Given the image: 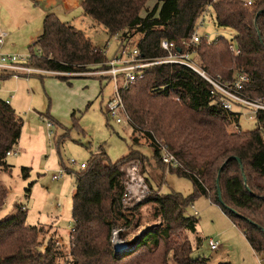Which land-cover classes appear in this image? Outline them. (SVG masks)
Here are the masks:
<instances>
[{
    "label": "trees",
    "instance_id": "obj_1",
    "mask_svg": "<svg viewBox=\"0 0 264 264\" xmlns=\"http://www.w3.org/2000/svg\"><path fill=\"white\" fill-rule=\"evenodd\" d=\"M149 1L79 0V8L110 37L118 36V49L138 36L131 47L137 48L141 58L152 60L166 55L161 41L180 47L189 40L202 13L212 7L216 25L234 31V43L220 37L204 51L202 40L192 62L213 80L234 81L238 74H246L248 82L241 92L250 100L264 101V0H252L249 7L240 0H157L141 17ZM230 46L239 53L230 51ZM28 52L29 67L55 74L61 82L69 84L71 79L84 77L108 82L106 76L99 80L88 75L107 70L105 52L52 12L45 14L42 32ZM10 77L12 74L0 71V81ZM211 91L212 86L188 67H148L142 79L122 92V99L131 141L147 143L150 156L132 146L115 162L102 146L90 152L84 168L73 173L68 255L63 258L62 246L52 239L42 248L38 236L43 227L27 225L26 211L15 206L13 214L0 221V264H60L61 258V264H209L190 256L189 234L195 232L198 220L193 214L188 216L186 209L199 196L221 209L255 253H264V145L258 130L239 129V114L224 110L222 96ZM102 111L108 116L106 107ZM256 120L259 128L264 126V112H259ZM235 124L238 131L229 132L227 127ZM22 126V118L8 102L0 100V170L11 167L6 158L14 153ZM160 143L177 159L178 166L162 163ZM136 160L142 164L149 194L128 209L122 204L126 195L122 167ZM28 172L29 168H21L23 177ZM153 172L160 178L156 186L150 182ZM165 172L189 179L193 193L187 197L177 192L160 194L158 185ZM6 197L7 190L0 184V210ZM146 205L152 221L149 225L141 221L140 209ZM119 223L140 234L128 240L129 232H120L119 238L128 247L115 253L111 234Z\"/></svg>",
    "mask_w": 264,
    "mask_h": 264
},
{
    "label": "rangeland",
    "instance_id": "obj_2",
    "mask_svg": "<svg viewBox=\"0 0 264 264\" xmlns=\"http://www.w3.org/2000/svg\"><path fill=\"white\" fill-rule=\"evenodd\" d=\"M156 3L157 0H150L140 12V16L143 17L146 10H151ZM11 13H15L12 20L19 26L22 22L21 12L14 9ZM67 16L70 17L68 21L70 25L82 31L93 46L103 50L107 59L114 56L118 50V36L110 37L102 25L91 20L81 10L70 12ZM42 20L43 18H38L32 21L30 28H41ZM28 29L20 30L18 34H13V37H25ZM198 33L207 35L211 40L222 37L234 43V31L216 25L212 7L203 15V26L198 29ZM138 40V36L130 39L129 46L131 47V42L136 44ZM26 42L21 40L14 45L17 46L15 50L3 52L26 57L30 44ZM211 47L212 45H206L202 50ZM88 75L99 80L104 77L101 71ZM104 82L106 83L107 79ZM111 90L110 83L102 84L100 87L94 80L75 78L68 84L59 81L52 73H34L28 77H10L0 81V100H8L10 106L23 120L18 145L11 157L6 158L7 164L11 167L7 171L0 170V184L7 190L5 204L0 210V221L10 217L15 206H21L26 211L27 225L43 227L38 236L42 248L50 239L58 241L62 246L60 251L63 258L68 255L67 247L73 227L71 219L72 195L75 190L73 173L80 170L79 165L87 163L90 152H95L100 146L104 148L112 162L124 157L130 146L145 156L151 154L150 147L143 140H139V145L133 144L132 132L127 124H116L114 119L100 110L101 97L105 100ZM10 95H13L12 98ZM233 110L239 114L237 122L239 129L242 132L258 130L264 145V126L259 128L256 117L250 110L239 106H235ZM46 124H51V127L48 129ZM227 130L236 133L238 128L235 124L228 126ZM49 131L51 136H48ZM71 160L74 163H70ZM141 166L140 161L136 160L122 167L126 186L122 204L125 208L130 209L149 194L148 184L141 175ZM22 167L29 168L27 177H23ZM60 170L63 171L62 178L59 181H52V176ZM159 179L155 172L150 176L153 186H156ZM158 186L162 195L177 192L187 197L193 193L189 179L178 178L167 172ZM192 206L199 213L196 217L198 222L195 232L189 234L192 259H205L209 264L222 262L264 264V253L257 254L250 248L244 236L217 205L199 196L193 200ZM190 208L186 209L188 216H192ZM148 209V205L140 209L143 225L152 222ZM127 231L129 232L120 223L117 224L111 234L113 246L125 244L119 238V233H128ZM139 234L140 232L131 230L127 234V239L131 240ZM209 239L218 243L216 251L209 249L207 244ZM62 261V258L59 259L60 264Z\"/></svg>",
    "mask_w": 264,
    "mask_h": 264
},
{
    "label": "built area",
    "instance_id": "obj_3",
    "mask_svg": "<svg viewBox=\"0 0 264 264\" xmlns=\"http://www.w3.org/2000/svg\"><path fill=\"white\" fill-rule=\"evenodd\" d=\"M218 0H211L212 3ZM244 6H251L252 0H240ZM208 6L202 13L197 21L195 31L191 35L190 39L183 41L182 46L177 47L174 43H169L165 40L161 41L160 47L166 52V55L160 59H143L136 47H121L117 50L114 56L106 63L107 70L102 71L101 74L108 77V83L112 85L109 99L106 103V109L108 116L114 119L116 124H127L130 122L128 115L125 111L122 92L137 79L144 77L145 70L148 67L158 64H173L188 67L198 73L203 79H205L211 86V94L218 93L222 96L221 107L226 111H233L234 105L248 108L250 112L256 117L259 112H264V101L250 100L246 98L243 93V86L248 82V76L246 74H238L234 81H219L210 79L205 72L199 69L192 62L194 56V50L203 40L205 45H211L217 39L211 40L207 35H201L198 33V29L203 26V15L207 12ZM7 37V33L0 32V71L8 72L12 74V77L18 78L21 76L28 77L34 73H46L43 71L35 70L27 65L30 59V54L26 57H19L15 55L5 54L1 48L4 43V39ZM183 49V50H182ZM190 50V51H189ZM230 51L239 53V50L234 46H230ZM13 95H10L12 98ZM7 102V101H6ZM47 128L51 127V124H46ZM48 136H51V132H48ZM160 158L163 164L176 167L179 165L177 159L166 149L164 145L159 144ZM10 155V154H7ZM70 163H74L73 160ZM80 168H84V163H81ZM63 176V171L60 170L57 174L52 176V181H59ZM191 211L194 216H198V211L191 206ZM57 245L61 244L57 241ZM208 247L211 251L218 249V243L209 239Z\"/></svg>",
    "mask_w": 264,
    "mask_h": 264
},
{
    "label": "crops",
    "instance_id": "obj_4",
    "mask_svg": "<svg viewBox=\"0 0 264 264\" xmlns=\"http://www.w3.org/2000/svg\"><path fill=\"white\" fill-rule=\"evenodd\" d=\"M79 0H0V32L7 33V37L4 39V43L2 45L1 50H15L17 48V43L21 40L27 41L26 43L32 44L37 37L42 32L41 28H30V24L34 20H38V18H43L47 12H52L57 17L65 23H69L70 17L67 16L70 12H75L78 10H81L79 8ZM18 10L21 12V24L19 26H16L12 20V15L15 13H11L13 10ZM82 12V11H81ZM43 23V20H42ZM70 24V23H69ZM18 25V24H17ZM29 28L26 31V36L23 38H19V36L13 37V34H18V32L22 29ZM9 34V35H8ZM13 38V39H12ZM11 39V40H10ZM29 44V45H30ZM10 45L12 47H10ZM83 80H94L96 81L100 87L102 84H107L103 81H97L95 79H90L89 77L79 78ZM110 96V94H109ZM109 96L104 100V97H101L100 102V110L102 111L106 107V103L109 99ZM8 102V100H5ZM9 105L11 104L8 102ZM91 104H89L88 107H90ZM238 106V105H234ZM233 107V109H234ZM240 107V106H239ZM234 111V110H233ZM11 157L8 156L7 158ZM194 207V206H193Z\"/></svg>",
    "mask_w": 264,
    "mask_h": 264
},
{
    "label": "water",
    "instance_id": "obj_5",
    "mask_svg": "<svg viewBox=\"0 0 264 264\" xmlns=\"http://www.w3.org/2000/svg\"><path fill=\"white\" fill-rule=\"evenodd\" d=\"M263 12V11H262ZM260 13H258L257 14V17H258V15H259ZM238 161V160H237ZM224 166V165H223ZM223 168V167H222ZM221 168V169H222ZM221 169H220V171H221ZM220 171H219V174H220ZM218 179H219V175H218V178H217V182H218ZM218 200H219V202L223 205V203H222V200H221V193H220V189H219V187H218ZM231 211V210H230ZM233 212V211H232ZM127 247L128 246H126L125 244H118V245H115L114 246V252L115 253H120V252H123V251H125L126 249H127Z\"/></svg>",
    "mask_w": 264,
    "mask_h": 264
}]
</instances>
